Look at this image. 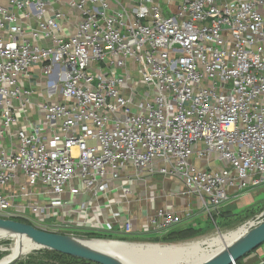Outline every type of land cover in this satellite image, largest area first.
Segmentation results:
<instances>
[{"label":"built area","instance_id":"obj_1","mask_svg":"<svg viewBox=\"0 0 264 264\" xmlns=\"http://www.w3.org/2000/svg\"><path fill=\"white\" fill-rule=\"evenodd\" d=\"M154 176L194 203L143 231L194 208L216 224L231 189L264 184V0H0V218L60 233Z\"/></svg>","mask_w":264,"mask_h":264},{"label":"crops","instance_id":"obj_2","mask_svg":"<svg viewBox=\"0 0 264 264\" xmlns=\"http://www.w3.org/2000/svg\"><path fill=\"white\" fill-rule=\"evenodd\" d=\"M175 9L176 7L174 5H171L166 8V12H174ZM30 111L35 114L36 108L32 106ZM197 164L200 166L201 164L203 165V163L200 161H198ZM181 189V183L176 179L169 177L164 178L161 176H154L151 179L147 180L146 183L139 181L133 184L132 192L134 193V195H124L119 190L114 193H108L107 198L111 202L110 206L98 210L96 206L92 205L87 209H75L70 211V213L65 214L66 219L77 221L80 224L78 223L75 226H64L61 231H65L74 235H82L87 232L104 233L107 235L123 234L118 230L117 226L113 224L114 222L110 219L109 215L110 213L115 212V210L118 208V203H123L129 200V209L134 221V229L128 234L144 235L145 233H152V231H143V228H139L144 223L146 216H150L154 213L156 207L165 205L174 210L176 209L182 211L185 208L187 202L191 201L192 203H194L193 196L178 194ZM246 190H249V188H247ZM245 191L236 192L234 189L230 190L231 195L229 199L222 204L220 208V214L216 218L217 223L225 220H229L230 224L240 222L245 219H251L255 215L264 211V198L258 199L257 202H252V200L249 199L245 200L243 199V196H245L244 194H246L247 197L248 194ZM168 193H171V196ZM134 197H137L138 200ZM103 199L104 198H100V201H103ZM242 199L245 200V202L240 203V200ZM48 219V222L50 223H53L55 221V219L52 217ZM19 220L24 221L22 219ZM82 221L84 222V224H82ZM106 221L111 226V228L107 231L99 227L101 223L106 224ZM210 225L211 221L209 220L208 215L203 213L202 211H197V209L194 208V213L192 216H190L189 218H184L171 230L185 229L187 227H193L195 229L203 230L205 226L209 227ZM168 231L155 233H158V235L161 237L167 234ZM74 232L82 234H75ZM262 259H264V246H260V248L258 247L257 249L252 250L250 253L243 256L241 261L244 264L250 262L252 264H256Z\"/></svg>","mask_w":264,"mask_h":264},{"label":"bare ground","instance_id":"obj_3","mask_svg":"<svg viewBox=\"0 0 264 264\" xmlns=\"http://www.w3.org/2000/svg\"><path fill=\"white\" fill-rule=\"evenodd\" d=\"M248 230V224H245L213 241H193L170 246L81 239L73 238L74 236L70 240L84 249L109 255L120 264H197L215 256L239 240ZM0 235H10L12 238L8 252L0 259V264H7L16 255L29 253L39 247L24 233L1 224Z\"/></svg>","mask_w":264,"mask_h":264},{"label":"water","instance_id":"obj_4","mask_svg":"<svg viewBox=\"0 0 264 264\" xmlns=\"http://www.w3.org/2000/svg\"><path fill=\"white\" fill-rule=\"evenodd\" d=\"M0 224L10 227L17 232L24 233L32 240H34L39 247L37 249H50L64 254L80 257L89 261H93L99 264H120L114 258L109 255L98 253L95 251L87 250L80 245L72 242L70 237L65 234L55 233L51 231H45L39 229L29 223L14 220V219H1ZM80 238V237H73ZM81 239H99V240H111L102 238H87ZM122 241V240H116ZM264 242V219L256 226L250 228L247 233L239 238L236 242L224 248L221 252L215 256L198 262L197 264H232L238 259L242 258L252 250L256 249Z\"/></svg>","mask_w":264,"mask_h":264},{"label":"rangeland","instance_id":"obj_5","mask_svg":"<svg viewBox=\"0 0 264 264\" xmlns=\"http://www.w3.org/2000/svg\"><path fill=\"white\" fill-rule=\"evenodd\" d=\"M245 192H247V197L246 194H244L245 196H243V199L247 200H252V202H257L258 199L264 198V184L253 187V188H249V190H246ZM240 200V203L245 202V200ZM242 207V206H241ZM15 220H19L18 218H15ZM249 219H245L242 220L240 222H236V223H231L228 220L225 221H221L219 223H212L209 227H204L203 230H201L203 233L199 234V235H195L191 238H187L184 240H180V241H174V242H161V241H150V240H156V239H160V236L158 235V233L155 232H149V233H145L144 235H134V234H109L110 237H122V238H128V240H122L124 242L127 243H138V244H159V245H163V246H170L172 244H179V243H186V242H193V241H213L217 238H219L220 236H223L225 234H228L234 230H236L237 228L241 227L242 225H245V223L248 221ZM49 221V219L47 220ZM225 222V223H224ZM229 222V223H227ZM233 222V221H231ZM223 223V224H222ZM207 230V231H206ZM61 234H65L70 236L71 234L65 231H59ZM75 234H82V233H78V232H74ZM85 235V234H82ZM74 237H80L82 238L81 235H74ZM132 239V240H129ZM112 240H118V239H111L108 241H112ZM135 240V241H134ZM140 240V241H139ZM130 241V242H129ZM12 242V238L10 235H0V259L8 252L7 248L10 247ZM116 242H120V241H116ZM260 246H264V242L259 245L258 247L260 248ZM257 247V248H258ZM5 248V249H3ZM256 248V249H257ZM43 249V248H41ZM40 249H34L29 253H23V254H19L16 255L15 257H13L7 264H21L24 263L25 261L28 260V258L30 259L31 257H35L37 256V251ZM31 256V257H30ZM242 259H238V264H244L242 261ZM247 264H252L247 263Z\"/></svg>","mask_w":264,"mask_h":264},{"label":"trees","instance_id":"obj_6","mask_svg":"<svg viewBox=\"0 0 264 264\" xmlns=\"http://www.w3.org/2000/svg\"><path fill=\"white\" fill-rule=\"evenodd\" d=\"M28 223L27 221H24ZM217 223V222H216ZM202 229H195L193 227H187L185 229L179 230H171L168 231L167 234L160 237V239L150 240V241H161V242H174L180 241L187 238H191L195 235H199L203 233ZM85 235H81L82 237L87 238H102V239H118V240H128V238H116L110 237V235L104 233H96V232H87ZM132 240V239H129ZM135 241V240H134ZM140 241V240H139ZM37 256H33L27 261L21 264H99L93 261H89L80 257L64 254L55 250L50 249H40L37 251ZM242 259V258H240ZM238 264V261L235 262Z\"/></svg>","mask_w":264,"mask_h":264}]
</instances>
